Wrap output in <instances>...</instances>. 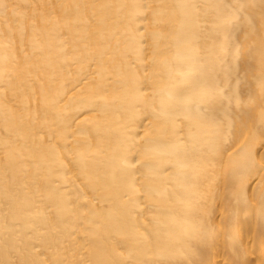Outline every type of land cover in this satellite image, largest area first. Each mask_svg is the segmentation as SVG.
<instances>
[{
	"label": "bare ground",
	"instance_id": "1",
	"mask_svg": "<svg viewBox=\"0 0 264 264\" xmlns=\"http://www.w3.org/2000/svg\"><path fill=\"white\" fill-rule=\"evenodd\" d=\"M0 264H264V0H0Z\"/></svg>",
	"mask_w": 264,
	"mask_h": 264
}]
</instances>
